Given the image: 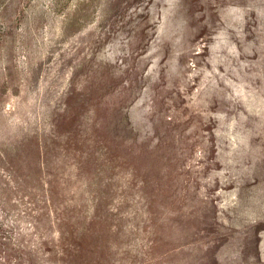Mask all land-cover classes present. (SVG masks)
Wrapping results in <instances>:
<instances>
[{
  "label": "rangeland",
  "instance_id": "rangeland-1",
  "mask_svg": "<svg viewBox=\"0 0 264 264\" xmlns=\"http://www.w3.org/2000/svg\"><path fill=\"white\" fill-rule=\"evenodd\" d=\"M0 264H264V0H0Z\"/></svg>",
  "mask_w": 264,
  "mask_h": 264
}]
</instances>
